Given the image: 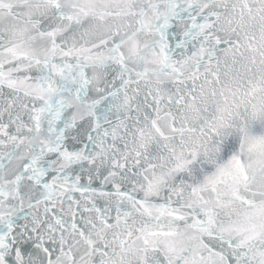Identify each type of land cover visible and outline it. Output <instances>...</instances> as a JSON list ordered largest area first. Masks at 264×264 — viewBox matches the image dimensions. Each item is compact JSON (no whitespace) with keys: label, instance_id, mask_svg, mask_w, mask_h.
I'll return each mask as SVG.
<instances>
[{"label":"snow or ice","instance_id":"1","mask_svg":"<svg viewBox=\"0 0 264 264\" xmlns=\"http://www.w3.org/2000/svg\"><path fill=\"white\" fill-rule=\"evenodd\" d=\"M0 264H264V0H0Z\"/></svg>","mask_w":264,"mask_h":264}]
</instances>
